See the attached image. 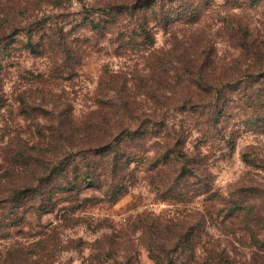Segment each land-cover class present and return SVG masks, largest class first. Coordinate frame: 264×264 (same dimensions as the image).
<instances>
[{
	"label": "rangeland",
	"instance_id": "obj_1",
	"mask_svg": "<svg viewBox=\"0 0 264 264\" xmlns=\"http://www.w3.org/2000/svg\"><path fill=\"white\" fill-rule=\"evenodd\" d=\"M52 1L0 0V221L14 222L0 230V264H264V247L256 243L264 244V78L251 84L250 71L244 72L254 61H246L235 35L238 26L247 27L264 56V0H151L157 13H148L153 47L138 36L143 15L135 0H65L62 7ZM109 2L130 4L120 29L104 36L77 27ZM187 2L202 3L197 23L183 18L161 24ZM41 26L63 30L72 46L79 45L82 63L66 69L61 60L31 54L27 31ZM188 63L192 73L184 71ZM200 68L215 84L229 83L219 106L188 104L197 101L187 95L185 81L198 78ZM181 73L183 88L177 89ZM129 100L141 120L149 117L135 121L134 131L153 128L159 135L122 144L134 160L113 176L98 148L110 152L119 138L109 126L88 127L107 116L117 119L118 107ZM64 110L78 131L60 138ZM214 115L219 121L210 124ZM191 128L186 150L205 162L212 193L195 195L198 182H182L185 197L165 191L163 201L151 180L163 184L171 169L161 167L155 176L144 156L157 157L170 129L181 138ZM18 154L24 158L15 161ZM93 166L102 175L101 187L80 183L73 191L59 190ZM57 167L69 172L53 177ZM110 186L121 192L115 200L108 197ZM19 190L29 191L21 203L7 204ZM41 206L47 214L37 210ZM235 206L241 210L233 212Z\"/></svg>",
	"mask_w": 264,
	"mask_h": 264
},
{
	"label": "trees",
	"instance_id": "obj_2",
	"mask_svg": "<svg viewBox=\"0 0 264 264\" xmlns=\"http://www.w3.org/2000/svg\"><path fill=\"white\" fill-rule=\"evenodd\" d=\"M67 1H72V0H67ZM136 2L139 3V6L136 7V11L138 13H142L143 15V24H141L140 29L141 32L138 33V36L141 37L144 40V44L148 45L150 47H153L155 45V38L153 35H151L150 30H149V21H148V13L150 12V9L153 11V15L157 17V13L155 10H153V4L151 0H135ZM65 0H53L52 3L55 6H60L62 7L64 4ZM195 4V5H194ZM190 4V2H187L183 5V12H178L177 10H171L168 14L165 15V17L161 18V24L167 25L169 23H173L176 20L179 19H185L184 21L186 22L185 24H191L194 25L195 23L198 22L202 15V9H201V4L202 3H194ZM128 7L130 4L127 5ZM126 6V4H117V3H107L101 8H96L99 12V16L95 15H88L86 16L82 22L77 24V27H87L91 29L92 31L98 32L104 36H106V31L107 30H118L120 29V23L122 20V16L124 13L127 11H130V9ZM173 13L177 14L178 19L173 17ZM158 19V18H157ZM102 21V22H101ZM42 25V24H41ZM42 27V26H41ZM40 27V28H41ZM42 29V30H41ZM41 29H35L31 30L29 29L27 31V38L29 39L28 43L26 44L25 48L31 53L34 54L38 57H45L48 56L50 61L53 63H56V61L61 60L63 64H65L64 67L66 69H72L74 66H78L82 63V56L79 53H76V48L79 46L76 44L75 46H72V42H70L68 35L64 34L63 30H59L57 28L53 29L51 28L50 30H46L45 28ZM43 31L42 33L39 34V31ZM38 35V36H37ZM236 37L237 41L239 44V47L241 48L243 54L246 56V61L249 59L250 61H254L253 66L249 65L248 70H246L244 73H249L250 74L248 77L252 78L251 84L253 86L260 85L259 80L260 78H264L261 75L255 74L256 72H263L264 71V56L261 55V53L257 52V49L251 42V35L247 27H243L242 25L238 26L236 29ZM70 36V35H69ZM38 39V41H34ZM74 43V42H73ZM80 49V48H79ZM155 54L157 53L154 52ZM60 55V58H56L54 55ZM158 55V53L156 54ZM166 55H170L167 53ZM54 56V57H53ZM192 65L188 63V65L185 66L184 71L187 73H192ZM73 70V69H72ZM254 71V72H251ZM238 75V74H235ZM234 75V76H235ZM179 77V83L173 87L175 88H183L181 85H183L184 81L183 75L178 76ZM234 78V77H233ZM231 78V83H234V80ZM108 83H112V78L107 81ZM189 87H186L187 95L189 96L190 94L192 97L196 95V101L194 102L192 100H189V103L192 108L198 107V108H211L212 106H219V102L222 99V92L223 89L227 88L229 85L226 84L227 82H220L218 84H215L214 82L208 80L206 76L203 73V69L200 68V72L198 73V78L196 77H191L188 80L185 81ZM264 83V82H263ZM144 84H147L146 82ZM264 85V84H261ZM142 88V87H141ZM122 89V88H121ZM261 90H255L258 92V95L261 94V91L263 89L260 88ZM183 90V89H182ZM233 91H235L233 89ZM184 92V91H183ZM167 99V98H166ZM169 99V98H168ZM167 99V100H168ZM133 102L129 101H124L120 107H118V112L114 115L115 117H118L117 119H113L112 117H106L96 124L91 125L88 127V129H91L92 127H95L96 125L102 124L105 127L109 126V130L114 131L113 137H118L119 140V146L116 148H111L110 152L107 150L102 151V148H98V155L104 157V159H108V162L111 166V172L114 174L113 176L119 175V172L123 170V167L126 165L130 164L131 161H133L131 158H127L125 152H123L122 148L120 147L122 144H128V143H133L135 141H138V143L145 141L148 136L153 137L152 135H157L158 137L159 132L157 130H154L153 128L141 131V128L139 130L134 131V127L136 125L134 124L135 121H139L138 119L142 118L143 116L140 115V113L137 111V107L133 106ZM261 108L264 109V102L261 103ZM112 107H110V110ZM222 110H220V114H222ZM65 113H69V111L64 110L63 112L60 113V122H61V127H63L64 131L60 132L58 131V136L62 138L66 133H68L70 136H74L76 134V130L78 131V126L75 125L73 118H71V113H69L66 117H64ZM70 115V116H69ZM136 116V117H135ZM196 118V116L194 115ZM214 118L210 120V124H215L218 123L220 115H214ZM149 119V117H145V120ZM197 119V118H196ZM141 120V119H140ZM141 120V121H145ZM120 121V122H119ZM190 121L192 124H197V120H194L193 118H190ZM119 122V123H118ZM158 123H161L157 121ZM264 126V125H263ZM259 127L261 125L259 124ZM114 128V129H113ZM156 131V132H155ZM170 131V132H169ZM167 132V136H164L161 140L164 141L163 143H159V151L157 152L158 155L157 157L154 158H149L148 156H144L145 160H149L148 162V167L149 171L152 172L153 174L155 173V176L158 175L159 172H163L161 170V167L169 166L171 175L166 177V182L164 181L163 184L158 183L156 179L153 177L151 180V186H154L155 188H158V193L161 194L165 191H169L171 193V197H176L182 198L185 197L182 194L181 187L185 189L188 187L190 184V181H197L198 184L195 186V195L198 196H203V195H209L212 193V185L211 181H209L210 176L206 175L207 174V166H205V162L203 160H199L196 155H193V153H190L188 150H186V146L188 144V137L189 135L193 134L194 129L191 128L189 129L188 134H186L184 137L182 136L181 138H178L175 134V131L169 130ZM80 132V131H79ZM172 132H174V135H172ZM185 133V132H182ZM206 139V143H208V138L204 136ZM203 140L200 139L199 142H202ZM235 141L230 140L228 141V147L231 150L235 149ZM197 152L200 151L199 147H196ZM164 157V160L161 158ZM24 156L22 154H18L14 160L18 161V159H23ZM151 160V161H150ZM88 167L91 168V165L88 164ZM60 168V167H59ZM58 167L54 169L52 172L53 177L55 175H59L60 173H68L69 170L68 168L65 169H59ZM206 168V169H205ZM59 169V170H58ZM76 169V168H75ZM61 171V172H60ZM98 171V167L93 166L92 170H90L88 173L83 174V178H75L74 182H70L66 188H59L61 192H68V191H73L74 189L79 188L81 185L80 183H83L85 186L90 185V187H96L100 186L102 184V175H96V172ZM78 173V172H77ZM80 174V173H79ZM50 175V176H52ZM78 175V174H77ZM199 176H202L203 179L201 180ZM80 177V175H79ZM79 179V180H77ZM82 179V180H81ZM81 180V182H79ZM182 182L186 183V187L182 186ZM194 186V185H193ZM192 186V187H193ZM114 188V192L112 195L108 196L109 199H117L120 190L115 186H110V189ZM121 189V188H120ZM160 189V190H159ZM25 191L29 190H23V191H14L15 193L10 196L9 200L7 201V204H15V203H21V200L23 199V193ZM122 191V190H121ZM178 192V194H177ZM37 192H34L36 194ZM164 197L162 198L163 201L167 200V195L163 193ZM215 195V194H213ZM178 201V200H177ZM48 205V204H45ZM238 206H235V209L232 210L233 212H237L241 210V207L237 209ZM44 207H38L37 210L44 211V214H47V211L43 209ZM20 209V205H19ZM49 213V212H48ZM254 217L256 214H253ZM261 220V218H259ZM12 220L8 218L7 222L0 221V230L3 228H8L10 227ZM258 245H261L260 247H264V244L260 243L259 241L256 242ZM157 264H162L161 261L157 260Z\"/></svg>",
	"mask_w": 264,
	"mask_h": 264
}]
</instances>
